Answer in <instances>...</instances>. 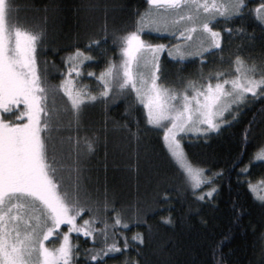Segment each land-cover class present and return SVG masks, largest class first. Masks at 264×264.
<instances>
[{"label":"trees","instance_id":"16d2710c","mask_svg":"<svg viewBox=\"0 0 264 264\" xmlns=\"http://www.w3.org/2000/svg\"><path fill=\"white\" fill-rule=\"evenodd\" d=\"M8 2L10 26L39 36L37 70L47 84L59 85L68 76L65 61L77 48L91 57L72 79L97 99L76 116L62 90L50 96L52 118L43 133L49 156L58 162L61 190L77 196L86 209L77 222L82 217L98 228L90 237L72 234L78 252L73 264H264V201L248 186L264 180V161L255 159L264 145V94L250 95L217 132L181 139L187 159L210 178L194 190L170 154L163 129L147 122L134 90L113 87L107 98L100 96L98 77L109 63L120 62V38L136 30L147 0ZM245 5L232 19L213 22L222 36L220 49L185 60L165 51L159 81L166 87L196 83L201 73L231 65L236 56L264 65V23L258 17L264 0H245ZM140 35L151 44L174 39L151 30ZM211 188V196L199 199ZM117 214L122 224L112 227ZM105 223L107 243L115 242L119 251L106 250L100 231ZM136 234L142 239H134ZM97 253L95 261L89 259Z\"/></svg>","mask_w":264,"mask_h":264},{"label":"snow or ice","instance_id":"6c2138e0","mask_svg":"<svg viewBox=\"0 0 264 264\" xmlns=\"http://www.w3.org/2000/svg\"><path fill=\"white\" fill-rule=\"evenodd\" d=\"M147 3L149 8L137 20L136 30L120 38V64L109 63L100 73L98 80L103 88L100 96L107 98L113 86L118 91L134 90L136 99L146 109L147 122L163 129L170 154L195 190L210 178L204 176V169L193 166L187 159L179 134L218 131L222 124L229 122L225 113L235 118L233 105L239 106L248 94H264V73L257 78L255 65L249 66L236 56L235 77L221 80L222 73L218 72L215 84L209 80L197 86L189 81L187 87L193 95L182 92L177 107L172 103L177 99L176 92L170 93L158 83L159 58L166 45L142 40L140 33L145 28L167 32L169 25H183L176 29L183 42L191 41L193 33L198 32L201 46L207 43V48H219L221 33L211 23L217 16L227 21L241 13L246 7L245 0H147ZM10 10L8 0H0V264H73L78 252L69 233L90 237L98 230L88 219L81 217L82 223H77V217L86 209L77 196L61 190L58 162L55 156H49L48 138L43 133L49 130L52 118L47 103L50 96L62 90L76 116L86 102L97 99L87 88H76L72 79L73 74L80 75V65L91 57L77 48L65 61L68 76L59 85L47 84L37 70L39 36L10 26L7 20ZM258 17L264 23V6ZM96 43L90 41V44ZM168 55L182 58L185 53L178 44L168 49ZM91 147L88 142L89 151ZM255 158H264V148ZM248 186L264 201V191L250 181ZM214 191L211 188L201 193L199 199L211 196ZM21 209L28 210L27 217ZM37 209L42 216L35 214ZM62 224H67L68 231L59 234L62 236L59 246L48 247L45 241ZM121 224L120 216L115 215L112 227ZM108 227L105 223L100 230L105 236L106 250L119 251L115 242L107 243ZM134 239L142 238L136 234ZM127 246L125 239L124 247ZM97 255L89 259L95 261Z\"/></svg>","mask_w":264,"mask_h":264},{"label":"rangeland","instance_id":"374dc122","mask_svg":"<svg viewBox=\"0 0 264 264\" xmlns=\"http://www.w3.org/2000/svg\"><path fill=\"white\" fill-rule=\"evenodd\" d=\"M259 13H262V8L259 10ZM220 18H222V17L217 16L214 21L216 22ZM7 20H8V23H9L8 17H7ZM213 22L210 25L212 28H213V25L215 23V22L214 23ZM182 27H183V25H169V31H167V32H155L151 28H145L143 30V31L151 30L152 32H154L156 34H159V35H168V36H172V38H174L173 39V42H171L169 45H166L165 50L163 52H161V54H160V58H159V60H160V69H159V72H158V76H159L158 83L159 84H162L159 81L160 78H161L160 71H161V65H162L161 64L162 55H163V53L165 51H168V49L169 48H172L174 45H178V44L181 45V50L185 53V55L182 58L180 56H172V57L173 58L178 57L179 59H182V60H185L188 57H191L193 55H198L200 57L202 55H205L208 52H211L213 50H217V49H220L221 48L222 36H221V43H220L219 48H207V43H204L203 46L200 45V43H199L200 37H199V33L198 32L197 33H193V39L191 41L186 42V43L183 42V38H180L178 36V32L176 33V29H179V28H182ZM213 29L216 30V31L219 30L218 28H213ZM21 30L22 31H26V32H28L30 34H33L31 31H28L27 29H21ZM174 33H176V34L174 35ZM141 39L144 40L142 37H141ZM205 49H207V50H205ZM197 53H199V54H197ZM121 59H122V57H121ZM200 59H202V58L200 57ZM120 62H121V60H120ZM120 62H117V63H114V64L119 65ZM246 64L249 65V66L255 65L256 71H255L254 75L257 78H259V76L262 73H264V65H262V64H248V63H246ZM215 68L216 67H211L207 72L201 73V75L203 77L196 82V85L197 86L205 85L206 83L209 82V80L213 84H215L216 83V79H217L216 73H218V72L219 73H222V75L220 76V79L221 80H223V79H232L233 77H235L237 75L235 63H233L231 65L228 64V66L224 64V66H222V67H217L216 69ZM188 83L189 82H180L178 85L172 86V87H166V86H164L162 84L164 87H166V88L169 89V92L170 93L173 92V91L176 92L177 99L174 100V101H172V103L175 104V105H177V107H179V104H180V94L182 92L187 91V93H188L189 96L193 95L192 89L189 88V87H187ZM113 84L115 85V82H113ZM113 87H115V86H113ZM225 87L227 88V87H229V85H225ZM111 90H113V88ZM250 95H252V94H248L247 97H246V99L243 102H241L239 106L233 105L232 111L236 113L235 117L239 114L240 110L243 107H245L246 104L249 102ZM145 111H146V109H145ZM225 118L229 121L226 124H229L231 122V120H233V117L231 115H229V113H225ZM226 124H222L220 126V128L223 127ZM213 132H217V131H212V132H209L207 134H204V133H195V132L181 133V134H179V138H180V140L181 139L183 140V138L202 137V136L209 135V134H211ZM181 144H182V141H181ZM182 146H183V144H182ZM261 148H264V145ZM260 149L257 152H259ZM255 156H256V154H255ZM255 159L257 161H264V158H259V159L255 158ZM254 185H256L259 190L264 191V180H260V181L256 182ZM20 211H21L22 214H24L27 217V211L28 210L21 209ZM35 214H39L41 216L43 215L42 212H39V209H37V213H35ZM80 223H82V222H80ZM92 227L95 228L96 230H98V228H97L96 225L92 224ZM65 231H68V226H67V224H62L59 229L54 230V235L52 237H49V239L47 241H45L46 245L48 247H50V248H55V247H51V246H54V245H56L55 243H57L58 244L57 247H58L59 244H60V242H61V240H62V236H60L59 234L62 233V232H65ZM73 233H75V232H70L69 233V236L71 238V243L72 244H73V242H72V234ZM94 234L95 233H93L92 235H94ZM55 237L56 238L57 237H60L59 238V242H53V240L55 239Z\"/></svg>","mask_w":264,"mask_h":264}]
</instances>
